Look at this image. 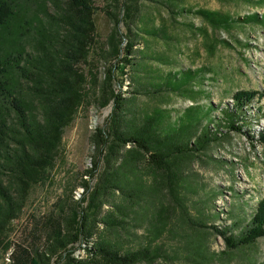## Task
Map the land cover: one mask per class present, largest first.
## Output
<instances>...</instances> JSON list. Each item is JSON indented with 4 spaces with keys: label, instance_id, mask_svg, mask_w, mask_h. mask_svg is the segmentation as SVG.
I'll use <instances>...</instances> for the list:
<instances>
[{
    "label": "trees",
    "instance_id": "obj_1",
    "mask_svg": "<svg viewBox=\"0 0 264 264\" xmlns=\"http://www.w3.org/2000/svg\"><path fill=\"white\" fill-rule=\"evenodd\" d=\"M144 1L109 0L99 8L94 0H0V251L10 250L8 260L0 257V264H172L177 252L158 243L165 233L185 239L195 264H209L227 249L264 237V195L239 235L189 215L185 170L194 148L217 138L205 124L198 142H191L194 133L176 128L166 109L138 113L122 96L127 76L137 93L143 79L149 92L163 89L148 68L155 58L165 57L149 52L147 41L146 51L136 52V45L142 40L144 45L146 36L166 44L172 38L164 24H151L141 10ZM154 1L177 8L181 0ZM174 10L170 12L192 11L183 6ZM97 11L112 24L104 41L95 22ZM194 13L219 30L240 19L206 9ZM242 20L259 19L252 14ZM93 53L106 63L101 77L89 67ZM256 94L263 97L264 91L234 93L235 111L244 112ZM91 101L100 108L112 104L105 126L90 136L92 165L85 177L94 182L82 178L79 198L71 191L65 200L59 199L57 209L38 220L32 242L10 240L13 222L32 188L48 179L65 128ZM257 111L264 116L260 107ZM224 112L230 116L228 128L247 135L243 127L248 123L237 126L235 115ZM258 141L264 145V128ZM178 218L189 233L172 223ZM208 229L223 237L226 251L209 250L202 237Z\"/></svg>",
    "mask_w": 264,
    "mask_h": 264
},
{
    "label": "rangeland",
    "instance_id": "obj_2",
    "mask_svg": "<svg viewBox=\"0 0 264 264\" xmlns=\"http://www.w3.org/2000/svg\"><path fill=\"white\" fill-rule=\"evenodd\" d=\"M94 1L99 8L108 6L109 2ZM141 5V10L152 19L151 24H164L172 38L166 44L146 36L144 45L143 40L136 45V52L146 51L147 41L149 52L155 50L165 57L163 60L155 58L148 68L149 76L156 73V84L161 83L165 91L149 92L147 82L140 79L143 87L137 93L133 83L129 84L133 79L127 76L120 89L122 96L138 113H150L158 107L166 109L168 121L176 128L194 133L191 142H198L197 136L204 124L210 136L217 137L210 138L199 150L194 148L193 161L185 170L188 213L207 226H226L239 235L264 195V145L258 141V132L264 128V116H259L257 111L260 107L264 113V96L256 94L249 107L240 112L235 111L233 94L239 90H255L260 94L264 91V23L260 22L264 20V0H181L179 7L192 11L176 14L170 10L175 9V12L179 7L169 8L166 3L145 0ZM197 9L219 11L240 19L224 29H214L194 13ZM252 14L259 20H242ZM95 22L100 41H104L112 24L103 11L95 13ZM119 28L125 32L122 23ZM137 28L135 26L134 31L139 32ZM89 67L101 77L106 63L99 53H93ZM224 110L235 115L237 126L248 123V128L243 127L247 135L228 128L230 116ZM111 112V103L100 108L95 101L79 109L64 130L47 181L32 188L20 217L13 222L10 240L32 242L38 220L57 209L55 203L59 199L65 200L71 191L74 199L79 198L82 191L78 183L82 178L94 182L85 177L92 165L90 136L95 128L105 126ZM168 121H165L166 127ZM175 222L189 233L188 226L182 224L180 218L172 221ZM202 232L210 251L218 254L226 251L221 235L210 229ZM184 240L173 233H165L158 242L177 252L171 259L172 264H195ZM9 252L0 251L1 260L7 261ZM209 264H264V237L251 245L227 249L226 255Z\"/></svg>",
    "mask_w": 264,
    "mask_h": 264
}]
</instances>
